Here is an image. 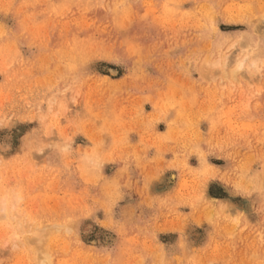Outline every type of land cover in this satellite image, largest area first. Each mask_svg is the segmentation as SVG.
<instances>
[{
  "label": "rangeland",
  "instance_id": "obj_1",
  "mask_svg": "<svg viewBox=\"0 0 264 264\" xmlns=\"http://www.w3.org/2000/svg\"><path fill=\"white\" fill-rule=\"evenodd\" d=\"M0 161V264H264V0H0Z\"/></svg>",
  "mask_w": 264,
  "mask_h": 264
},
{
  "label": "bare ground",
  "instance_id": "obj_2",
  "mask_svg": "<svg viewBox=\"0 0 264 264\" xmlns=\"http://www.w3.org/2000/svg\"><path fill=\"white\" fill-rule=\"evenodd\" d=\"M244 44H245V43H244ZM210 61H211V60H210ZM214 61H215V60H214ZM216 63H217V62H216ZM221 65H222V64H221ZM208 67H210V66H208ZM221 67H222V66H221ZM223 67H224V65H223ZM207 69H209V68H207ZM210 69L212 70L213 68H210ZM210 69H209V70H210ZM215 69H216V68H215ZM215 69H214V70H215ZM222 70H223V69H222ZM211 72H212V71H211ZM224 73H225V72H224ZM0 162H1V161H0ZM2 197H3V196H2ZM3 198H5V197H3ZM2 200L5 201L4 199H2ZM8 201H9V200H8ZM8 203H9V202H8ZM8 203H7V204H8ZM0 205H1V204H0ZM1 206H2L1 209H2V210H5V203H4V202H3V204H2ZM6 211H7V210H6ZM35 236H36V235H35ZM40 255H43V254H40ZM34 256H35V255H34ZM39 257H40V256H39ZM40 259H41V258H40ZM43 260H44V259H43ZM46 260H47V259H46ZM41 261H42V260H41Z\"/></svg>",
  "mask_w": 264,
  "mask_h": 264
}]
</instances>
